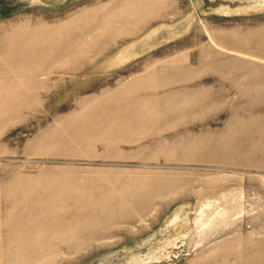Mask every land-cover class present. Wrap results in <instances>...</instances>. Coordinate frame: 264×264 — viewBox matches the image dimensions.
<instances>
[{
    "label": "rangeland",
    "instance_id": "1",
    "mask_svg": "<svg viewBox=\"0 0 264 264\" xmlns=\"http://www.w3.org/2000/svg\"><path fill=\"white\" fill-rule=\"evenodd\" d=\"M0 264H264V0H0Z\"/></svg>",
    "mask_w": 264,
    "mask_h": 264
},
{
    "label": "bare ground",
    "instance_id": "2",
    "mask_svg": "<svg viewBox=\"0 0 264 264\" xmlns=\"http://www.w3.org/2000/svg\"><path fill=\"white\" fill-rule=\"evenodd\" d=\"M124 54H126L125 51H124V53L121 51L117 56L115 55V58L114 59H111L110 61H108L109 66L107 68H111V67L114 68L115 66H118L119 64H121V62H123L124 60H126L127 58H125L123 56Z\"/></svg>",
    "mask_w": 264,
    "mask_h": 264
}]
</instances>
